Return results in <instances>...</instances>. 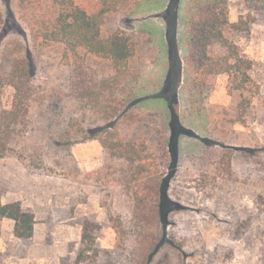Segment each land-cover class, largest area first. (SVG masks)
Segmentation results:
<instances>
[{
  "label": "rangeland",
  "instance_id": "374dc122",
  "mask_svg": "<svg viewBox=\"0 0 264 264\" xmlns=\"http://www.w3.org/2000/svg\"><path fill=\"white\" fill-rule=\"evenodd\" d=\"M172 2L144 0L107 16L103 35L124 32L138 42L135 77L113 85L112 67L105 59L81 51L66 60L61 46H33L29 24L53 12L52 0H36L33 6L0 0V58L8 69L26 59L31 87L30 109L18 127L22 133L0 158V195L19 185L27 209H35L39 220L36 238H18L20 245L7 243L0 223L2 264H73L86 220L100 225L95 234L102 251L89 264H137L151 249L160 221L148 193H153L157 177L163 179L167 163L149 140L152 155L135 180L137 165L111 157L92 136L98 127L112 124L107 115L115 107L122 111L129 94L160 89L168 71L166 31ZM187 2L179 4V36ZM76 3L94 8V0ZM241 17L250 22V32L237 42L253 61L249 86L259 88V94L248 102L251 93H231L229 76L217 75L211 78L201 115L184 113L183 122L200 135H178L179 157L169 194L170 215L178 212L180 217L172 228L181 230L186 243L182 252L165 245L153 264H264V0H229L230 20ZM179 45L184 55L182 41ZM14 95L15 88L7 85L6 107L13 105ZM156 110L170 116L165 101L155 98L130 111L142 119L130 125L136 137L159 129ZM150 116L154 126L146 119ZM127 123L122 117L111 130L125 134ZM70 209L73 216L62 218ZM115 225L123 232L122 245Z\"/></svg>",
  "mask_w": 264,
  "mask_h": 264
},
{
  "label": "trees",
  "instance_id": "16d2710c",
  "mask_svg": "<svg viewBox=\"0 0 264 264\" xmlns=\"http://www.w3.org/2000/svg\"><path fill=\"white\" fill-rule=\"evenodd\" d=\"M17 1L22 6H33L36 2ZM142 1L144 0H94V8L90 10L77 4L76 0H52L53 12L48 16L37 17L34 23L29 24L31 41L39 50H44L50 45L61 46L62 55L66 60L80 56L81 51H85L109 61L113 71L110 82L113 85L133 79L135 73L132 64L137 56L138 42L124 32L116 31L103 35L102 29L109 14L131 9ZM179 4L180 0H173L167 14L168 71L160 89L143 96H138L137 93L129 94L122 102V111L120 106L115 107L107 115L112 119V124L98 127L92 136L101 141L111 157L125 159L130 164L137 165L134 167L137 171L135 180L147 169L144 161L152 155L149 140L156 145L162 162L167 163L163 179L157 177L158 184L151 187L154 188L153 193H148L151 196L153 194L154 202L151 208L158 215L160 226L157 228L151 249L137 264H153L156 256L167 244L172 245L178 252L184 250L186 241L182 239L181 230L172 228L178 224L180 217L178 212L170 215V205L173 203L169 194L170 179L179 157L178 135H188L191 131L200 135L194 128L187 126L183 119L192 113L201 115L204 101L210 93L211 78L227 74L230 79V92L236 91L240 95L251 93L248 102L259 94V88L253 90L249 86L253 82V61L245 56L237 42L241 34L250 32V22L245 21L244 17L238 22L230 20L229 0H188L179 36ZM181 41L184 45V55L180 51ZM19 62H22L21 66L14 65L8 69L0 58V158L14 148L12 143L17 135L22 133L18 127L24 123L25 114L30 109L31 87L27 60ZM7 85L15 88L11 107H6L3 100ZM153 98L165 101L170 116L167 117L163 112L156 110L154 117H159V129L145 132L143 138H138L130 131V125L138 124L142 119L130 111L140 102ZM244 101L246 100L241 102L243 107ZM122 117H126L128 122L125 134H121L118 129L111 130L114 129L112 125ZM151 118L153 116L146 117L148 123L153 125ZM81 131L85 129L81 128ZM227 165L232 169L230 162H227ZM135 199L140 203L139 198ZM72 216L73 210L70 209L62 218ZM0 218L14 220L15 236L22 241H28L34 236L35 213L24 209L21 201L4 203L0 195ZM250 223L249 219L243 224L242 232L248 229ZM99 227L97 223L85 221L81 247L73 264H89L90 259H93V262L100 259L102 251L97 246L95 234ZM115 227L119 245H122L120 242L123 232L117 225ZM1 256L0 252V264Z\"/></svg>",
  "mask_w": 264,
  "mask_h": 264
},
{
  "label": "crops",
  "instance_id": "0c3cea01",
  "mask_svg": "<svg viewBox=\"0 0 264 264\" xmlns=\"http://www.w3.org/2000/svg\"><path fill=\"white\" fill-rule=\"evenodd\" d=\"M22 190L23 189L19 185L18 186H13L12 188L8 189L7 192L1 194L2 201L4 203H9V202H13V201H21L22 206H23L24 209L29 208L26 205L27 197L25 196V194H23ZM34 207L38 208L39 205L36 203L34 205ZM32 212H34L35 216H36L35 230H34V236H33V238L35 239L36 236H37V225H38V221L39 220H38L37 211L35 209H33ZM0 223H1V227H2L1 228V233L5 236L6 239H8L7 243H10L12 245H20L19 244L20 241L15 236V233H14V227H15L14 220L9 219V218H0ZM1 239H2V237H1ZM42 257H43V254H41V252L36 254V258H37V260H39L38 262H41Z\"/></svg>",
  "mask_w": 264,
  "mask_h": 264
}]
</instances>
